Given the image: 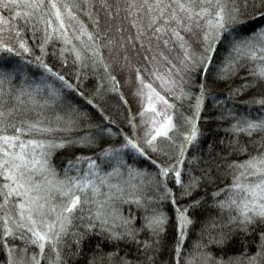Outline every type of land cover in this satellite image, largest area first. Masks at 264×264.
<instances>
[{"label":"trees","instance_id":"trees-1","mask_svg":"<svg viewBox=\"0 0 264 264\" xmlns=\"http://www.w3.org/2000/svg\"><path fill=\"white\" fill-rule=\"evenodd\" d=\"M216 11L225 29L187 67L176 100L166 95L167 136L143 148L123 79L135 65L146 81L134 53L168 64ZM57 12L82 31L58 29ZM28 154L75 198L67 209L51 197L44 219H61L35 260L3 165ZM162 154L172 165L182 155L178 180ZM263 183L264 0H0V264H264V216H240V199Z\"/></svg>","mask_w":264,"mask_h":264},{"label":"rangeland","instance_id":"rangeland-1","mask_svg":"<svg viewBox=\"0 0 264 264\" xmlns=\"http://www.w3.org/2000/svg\"><path fill=\"white\" fill-rule=\"evenodd\" d=\"M49 5V9L51 11L50 13H55V11L57 10L55 4L49 1ZM93 16H95V13H93ZM141 16L142 12L139 14V18ZM55 17L57 19L58 25L56 24V26H58V29L67 30V28H70L71 30L73 28L79 27L80 31H82V26L75 22L71 15L65 12H60L58 14L57 12V15H55ZM109 17L110 15L108 14L106 19H109ZM101 19L103 20V18ZM224 22V16L219 11L216 13L214 18L209 19L205 22L200 34L197 33V35L194 36V34L190 33L192 37H195V40H189L190 45L195 46V49H197L196 55L193 59L191 57L192 54L190 55L192 49L189 45L188 40L187 43L185 42L184 44H181L179 46L180 55H176V58L171 54L172 57L170 56L169 58L173 59L171 60V62L169 61V63L165 65H163V61L166 58V56L164 55H158V57L156 58H151L149 53H144V51H139L140 53H138L136 56L134 55L137 52L134 53L133 58L139 64L141 63L140 65L142 69L144 66L146 70V81H143L140 76H138L135 65H132V68H129V70L127 69L128 74L126 77L123 76V79L125 90L130 97L129 105L133 110L131 113L133 120L132 127L134 129V133L136 134V136H138V139L142 141L143 148L144 146L147 147L148 145H150V143L148 142L149 140H153L155 138H163V136H167V134L169 133V130L172 126V112L170 105L171 103L166 98V95L172 97H169L172 99V102L176 100L180 92V82L186 78L188 74V68L197 66L200 53L202 54L204 52V54H207L211 50V48L213 47V43L220 36V32L225 29ZM106 24L110 27L115 25L116 22L112 24ZM59 34L61 36L64 35L63 30L60 31ZM128 39L130 38H127V40ZM110 40L115 41V45L124 46L122 38L114 39L111 37ZM142 44L146 48L151 47L150 44L146 41H143ZM107 56V61L110 67H114L116 69L117 67L113 65V58L116 57V54L114 52H109ZM115 65L119 66L117 63H115ZM122 66L125 67V64H123ZM117 70L120 71V69L118 68ZM32 155L33 154H28L27 156H13L8 159H4L3 165L6 170L4 176L7 179V183L10 184L13 188L10 189L11 192L9 193L10 195L12 193L14 196L13 200L15 202L14 209L16 211V215H18V218L23 223V225L28 228L29 233L34 239L33 243L35 245L33 243L30 244V248H33L32 250L35 251V260L36 258H38V256L41 257V254L44 251L47 255L48 251L45 250L46 246H48L49 248V233L47 231L51 227V225H53L52 222H56L61 219V217L59 218L57 216V212H55L54 209V211L49 212L50 216L54 217L53 219H49L51 225H48L47 219H44L46 213L49 210V206H53L51 197H60L61 199H64V203H68L67 209L71 207V198L73 200L75 198L72 195L71 198L66 199L69 192L64 182H56L57 178L53 174L48 176L49 170L46 164L42 161V158L40 156H37L32 160ZM161 156L163 158L162 162L163 164H165V168L167 169L172 167V170H174L175 173L173 179L178 180L181 162L183 160L182 155L173 165L171 164L172 161L171 159H169L167 154H162ZM251 163H253V160L250 161V164ZM105 180L106 179L102 176L100 182L102 184L106 183V186L110 185L108 184V181ZM263 185L264 183L258 186L252 185V190L249 192V195L245 199H240V210H242L240 216L243 220L246 219V216L249 213H254V215L257 216H264ZM257 189H260V191H257ZM104 191L105 194L107 191ZM114 191L115 197H121V195L118 194V190L114 189ZM108 192L109 193L107 195L110 194V191ZM256 198L260 199L259 203H256ZM42 201L47 204L45 207L43 206L45 209V212L43 214L39 213L37 208L39 203ZM105 203L107 205L106 207L109 206L108 209L112 210L114 206L111 205L109 201H106ZM110 205L113 207H111ZM90 206H93L92 201L90 202ZM58 207L60 208L62 206H55V208ZM100 207L101 205L99 204L97 208ZM29 211L35 213L34 215L39 219L35 220L31 218ZM109 218L112 219V216H109ZM42 219L44 220L42 221ZM113 221H115V219ZM186 221L187 218L185 216V213L183 212L182 214H180V222L185 223ZM30 264L33 263L31 262Z\"/></svg>","mask_w":264,"mask_h":264},{"label":"bare ground","instance_id":"bare-ground-1","mask_svg":"<svg viewBox=\"0 0 264 264\" xmlns=\"http://www.w3.org/2000/svg\"><path fill=\"white\" fill-rule=\"evenodd\" d=\"M115 162H116V160H115Z\"/></svg>","mask_w":264,"mask_h":264}]
</instances>
